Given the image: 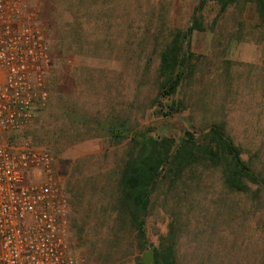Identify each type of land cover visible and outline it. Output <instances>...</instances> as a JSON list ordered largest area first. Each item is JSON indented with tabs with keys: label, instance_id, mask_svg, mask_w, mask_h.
Segmentation results:
<instances>
[{
	"label": "rangeland",
	"instance_id": "1",
	"mask_svg": "<svg viewBox=\"0 0 264 264\" xmlns=\"http://www.w3.org/2000/svg\"><path fill=\"white\" fill-rule=\"evenodd\" d=\"M30 1L53 71L46 105L23 137L54 158L72 253L84 264H142L148 249L172 244L177 264H264V187L232 193L207 166L186 172L176 187L159 183L139 249L117 209L128 140L111 135L122 126L128 134L150 130L177 140L223 124L242 159L264 173V22L257 0H238L224 12L205 4L204 31L184 43L194 54L192 72L168 101L158 95L159 54L188 30L199 0ZM176 102L182 109L170 112Z\"/></svg>",
	"mask_w": 264,
	"mask_h": 264
},
{
	"label": "built area",
	"instance_id": "2",
	"mask_svg": "<svg viewBox=\"0 0 264 264\" xmlns=\"http://www.w3.org/2000/svg\"><path fill=\"white\" fill-rule=\"evenodd\" d=\"M51 50L30 0H0V264H84L69 248L52 154L23 137L48 99Z\"/></svg>",
	"mask_w": 264,
	"mask_h": 264
},
{
	"label": "trees",
	"instance_id": "3",
	"mask_svg": "<svg viewBox=\"0 0 264 264\" xmlns=\"http://www.w3.org/2000/svg\"><path fill=\"white\" fill-rule=\"evenodd\" d=\"M208 1L216 3L220 12H224L238 0H199L188 30L178 32L163 46L159 54L158 77L161 82L158 95L167 101L192 72L194 54L189 47L184 49V43L192 32L204 31L201 11ZM257 12L264 22V0H257ZM181 109L182 102L169 106L170 112ZM149 132L128 134L122 126L111 132L117 142L128 140L117 183V209L120 219L133 229L139 249L146 246L145 219L151 196L161 181L176 187L183 182L186 172L207 166L219 171L223 186L232 193H248V184L264 187V173L255 171L253 160L242 159L240 147L227 136L223 124H213L201 137L185 132L177 140L154 137ZM152 257L154 264H177L176 247L169 244L153 248Z\"/></svg>",
	"mask_w": 264,
	"mask_h": 264
},
{
	"label": "water",
	"instance_id": "4",
	"mask_svg": "<svg viewBox=\"0 0 264 264\" xmlns=\"http://www.w3.org/2000/svg\"><path fill=\"white\" fill-rule=\"evenodd\" d=\"M142 264H154L152 257V249H148L142 256Z\"/></svg>",
	"mask_w": 264,
	"mask_h": 264
}]
</instances>
